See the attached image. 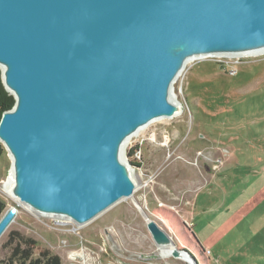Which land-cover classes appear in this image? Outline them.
<instances>
[{
  "label": "water",
  "instance_id": "water-1",
  "mask_svg": "<svg viewBox=\"0 0 264 264\" xmlns=\"http://www.w3.org/2000/svg\"><path fill=\"white\" fill-rule=\"evenodd\" d=\"M260 48L264 0H0L1 78L15 99L0 143L15 196L79 225L132 198L125 148L182 112L173 85L189 58ZM19 207L1 217L0 240ZM147 228L173 244L154 220ZM183 255L197 264L172 251Z\"/></svg>",
  "mask_w": 264,
  "mask_h": 264
},
{
  "label": "rangeland",
  "instance_id": "rangeland-1",
  "mask_svg": "<svg viewBox=\"0 0 264 264\" xmlns=\"http://www.w3.org/2000/svg\"><path fill=\"white\" fill-rule=\"evenodd\" d=\"M173 93L181 115L150 124L125 148L136 168L134 196L83 227L37 215L8 197L3 185L12 161L5 151L0 199L6 210L20 207L0 240V260L9 254L8 235L19 232L62 264H84L72 257L78 254L89 264H186L160 257L147 228L151 219L180 250H193L195 232L209 264H259L264 55L194 61ZM131 150L136 157H129Z\"/></svg>",
  "mask_w": 264,
  "mask_h": 264
},
{
  "label": "trees",
  "instance_id": "trees-1",
  "mask_svg": "<svg viewBox=\"0 0 264 264\" xmlns=\"http://www.w3.org/2000/svg\"><path fill=\"white\" fill-rule=\"evenodd\" d=\"M14 105L15 99L6 91L0 71V122L4 113L10 111ZM4 152L5 148L0 143V158ZM133 152V150L130 151L129 157L133 156ZM5 212L6 203L0 199V219ZM8 237L6 248L9 249V254L6 258L0 260V264H62L59 256L52 254L47 249H39L38 243L34 239L19 232H11ZM191 237L196 246L193 250L187 249L186 251L192 255L197 264H209V259L206 258L205 254L203 255L205 253L204 248L193 232H191ZM37 251L38 254L36 255Z\"/></svg>",
  "mask_w": 264,
  "mask_h": 264
},
{
  "label": "bare ground",
  "instance_id": "bare-ground-1",
  "mask_svg": "<svg viewBox=\"0 0 264 264\" xmlns=\"http://www.w3.org/2000/svg\"><path fill=\"white\" fill-rule=\"evenodd\" d=\"M259 55H264V48L253 49V50H244V51H238V52H213V53H209V54L194 55L193 57L189 58V60L186 63V67H188L189 64L194 62V61L203 60V59H206V58H242V57H254V56H259ZM179 105H180V107H182L181 104H179ZM180 109L182 110V108H179V111H180ZM181 113L182 112H180L177 116H180ZM158 121H160V120L154 121L152 123H155V122H158ZM145 129H147V128L145 127L143 129H141L138 133H136V135H134L132 137V139L135 138V137H138L139 134L142 131H144ZM13 186H14V175H13V173H11L10 176L7 178L6 182L3 185V191L8 197L13 199L17 203H19V205L22 206L24 209L29 210V211H33L35 214L43 216V217L62 218V217H60L58 215H49V214L45 215V214H42L40 212H37L36 210L31 209L27 205L21 203L17 199V197L15 196V193H14V190H13ZM120 202H122V201H120ZM119 203L115 204L114 206H112L111 208H109L108 210H106L105 212H103L102 214H100L99 216H97L96 218L91 220L90 222L85 223L83 225H79V224H77L76 222H74L73 220H71L69 218H65V219L67 221V224L73 222L75 225L83 227L84 225H87V224L93 222L94 220H96L97 218H99L100 216L105 214L107 211H109L110 209H112L115 206H117ZM156 247H157L158 254L160 255L161 258H163V259H171L173 257L172 256V251L175 249L174 244H163V245H158L157 244ZM72 257L74 259L83 260L84 264H89V263H87L88 262L87 256H85L84 254H78V255H75V256H72ZM176 259L180 260L181 262L183 261L186 264H191V262H189V260L186 257H184V255L181 258H176Z\"/></svg>",
  "mask_w": 264,
  "mask_h": 264
},
{
  "label": "crops",
  "instance_id": "crops-1",
  "mask_svg": "<svg viewBox=\"0 0 264 264\" xmlns=\"http://www.w3.org/2000/svg\"><path fill=\"white\" fill-rule=\"evenodd\" d=\"M263 190H264V157L263 158L259 157V193L260 191ZM194 229L195 226L193 225V230ZM261 243H264V205L259 204V244ZM262 251H264V249L259 248V264H264V253Z\"/></svg>",
  "mask_w": 264,
  "mask_h": 264
},
{
  "label": "built area",
  "instance_id": "built-area-1",
  "mask_svg": "<svg viewBox=\"0 0 264 264\" xmlns=\"http://www.w3.org/2000/svg\"><path fill=\"white\" fill-rule=\"evenodd\" d=\"M136 153H137V152H135V153L133 154V156H132V157H136Z\"/></svg>",
  "mask_w": 264,
  "mask_h": 264
}]
</instances>
